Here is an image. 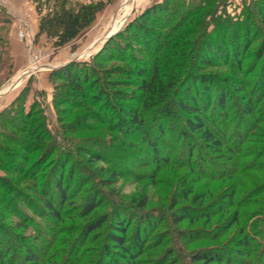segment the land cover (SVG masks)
<instances>
[{
  "label": "rangeland",
  "instance_id": "rangeland-1",
  "mask_svg": "<svg viewBox=\"0 0 264 264\" xmlns=\"http://www.w3.org/2000/svg\"><path fill=\"white\" fill-rule=\"evenodd\" d=\"M185 1L187 3L184 0H67V8L75 11L98 3H102L104 9L74 41L56 47V40L40 35L39 31L42 18L55 11L59 0H0V113L6 108L11 109L10 106L14 108L13 112L7 113L9 116L5 114L0 119V146L23 156L14 164L8 162L7 169L0 168V225L7 232V240L11 238L9 233L18 238L10 242L15 251L6 254L4 264H29L25 262V248L20 242L34 243L36 251L42 256L47 255V260L53 264H64L68 257L72 261L74 254L70 252L81 246L88 226L102 221H106L105 225L91 233L88 244L81 250V255L86 257L84 261L113 264L114 259V262L119 260L127 264L125 258L128 257L110 241V236L115 233L116 214L122 211L131 214L127 219H134L131 231L143 222L141 230L146 235L145 244L149 246L138 264H205L204 261L194 262V257L212 256L213 253L218 257L227 250L239 251L236 241L244 238L240 234L241 225L231 226L235 210L220 203L233 187H236V200L239 201L264 186V172L247 170L252 168L251 164L264 147V0H213L203 11L210 16L211 24L207 30L197 28L199 34H206L205 44L213 45L215 51L210 55L212 61L206 56L209 66H199L198 72H193L194 76L213 82L209 89L213 96L220 94L222 88L221 91L228 95V103L234 102L230 108L238 106L221 112L220 117L214 112L208 117V125L213 124L219 131L223 127L219 124L221 119L230 117L231 129L226 143L234 144L243 136L241 143L236 145L242 148L241 152L236 154L235 150L230 159L207 150L196 136L194 143L199 150L196 170L186 163L182 166L164 164L168 152L177 145L180 131L185 129L186 117L194 114L184 113L178 105L185 96L189 100L199 98L191 93L195 78L179 87L180 95L173 97L171 106L180 121L168 118L162 129L159 121L152 118L155 111H149L151 117L147 118L143 129L129 135L122 134V129L129 127V119H125L123 127H118L119 115L112 114L109 106L100 110L90 102L98 96V90H88V94L93 93L89 100L72 98L64 101L61 97L69 92L73 78L66 75L67 72L73 74L75 67L73 64L69 69H60L70 63L77 64L76 70L86 64L92 65L94 58L106 48V53L116 57L109 58L105 53L107 57L103 55L99 63L95 62L99 78L91 86L96 89L107 86V99L116 93H124L126 100L114 99V104L130 111L136 109L138 103L127 96H139L142 94L137 87L139 82L151 80L152 55L163 39L157 40L163 38V33L173 31L171 27L180 21L183 13L182 3L187 5L191 0ZM3 2H6L4 6ZM147 17L153 38L150 34H141L138 29ZM192 20L194 24L197 21L196 18ZM166 21L170 24L164 28ZM189 23L183 28L194 25ZM117 33L120 34L116 39ZM179 34L176 33L174 38L178 39ZM223 47L226 51L221 50ZM139 50L142 56L137 67L145 70L147 76L128 78L121 75L120 72L128 68L133 71L134 60L140 57ZM235 50L243 54L238 62ZM239 62L243 64L244 74L239 71ZM55 70L58 72L52 74ZM102 78L113 85L108 86L105 81L103 84ZM199 86L196 87L199 94L211 87L208 85L203 89ZM185 91H189L190 96ZM253 93L256 94L255 101H261L256 108L258 118L241 113L240 105H244ZM20 106L27 113L34 111V120L45 125L50 136L43 143L44 148H35L38 142L33 140L32 122L15 114ZM213 113L216 114L214 117ZM6 117L10 118V124L6 123ZM160 129L170 137H161ZM234 132L240 135L235 136ZM5 135L17 140L18 145L23 143V147L9 143V138L3 137ZM215 136L220 141L225 138L223 133H215ZM148 142L151 147H157L156 153ZM186 145L183 144L184 155H180L184 161L188 154ZM50 148L53 156L46 161L49 164L40 173L42 177L35 181L30 173H34L37 162L51 154ZM222 150L221 155L229 153L228 147ZM56 151H67L70 163L64 181L69 204L63 210L62 222L52 221L43 200H53L47 194L45 184L51 179V183H55L58 177L55 164L61 154ZM1 157L5 160L4 155ZM208 158L217 165L210 166L206 162ZM231 162L239 166V172L232 174L234 166ZM259 162L264 164V160ZM225 166L227 170L233 166L231 172L224 171ZM105 182L108 183L106 187ZM92 201L98 202L97 208L85 215L84 209ZM250 201L252 205L240 211L246 216L252 215V220L263 218L264 195L252 196ZM30 202H33L35 212L26 214L25 210L32 206ZM54 202L58 204V201ZM150 217L161 225L148 233L149 226L144 221ZM176 217L180 218L178 223L174 220ZM109 252L112 257L106 255ZM232 261V264H239L238 257Z\"/></svg>",
  "mask_w": 264,
  "mask_h": 264
},
{
  "label": "trees",
  "instance_id": "trees-1",
  "mask_svg": "<svg viewBox=\"0 0 264 264\" xmlns=\"http://www.w3.org/2000/svg\"><path fill=\"white\" fill-rule=\"evenodd\" d=\"M40 0H38L39 2ZM213 0H191L187 5L185 0L182 3V10L183 13L181 14L180 21L175 23V25L171 28H173L170 31H167L165 34H162L163 38H159L157 41L159 43L157 49L154 51L152 55V67H151V80L149 82L141 80L139 82L138 89L142 91V94L139 96H127L132 97L135 102L138 103V107L134 109L133 111L128 110L127 108H124L122 105L114 104V99L116 101H125V94L124 93H116L114 96H112L111 99H107V86H102L98 89H96L93 85V83L96 81L97 77V68L95 67V62L97 61L99 63L100 57L103 55L114 59L116 57L114 54L106 53L105 51L98 54L93 61V64H86L83 66H80L81 68H78L76 70L75 63H70L66 66H63L60 70L69 69L68 67L72 66L75 67V72L68 73L67 77L73 78L72 84L69 89V92L66 95H61L62 99L64 101H70L72 98L75 99H81L82 100H89L90 93L89 92H97L98 90V96L96 98L91 99V103H93L94 106L98 107L100 110H103V108L107 105L110 107V112L114 115H119V121H118V127L125 124L126 120L129 119V127L128 129H122L123 135H129L134 132H140L144 125L147 122V118L151 117L149 116V111H155L154 121H159L160 127L163 129L164 125L167 123L166 120L168 118H178L177 120L180 121V118L178 114L174 113V110L171 106V103L173 102V97L176 95H180V91L178 92L177 89L179 87H184L183 85L187 83L192 78H195V81H193L194 85L191 88V93L195 94L196 96H199V98H195L199 101V103H196V100L193 98H190V100L185 96V99H183V102H179V107L184 113H194L192 116L188 115L185 120V129H182L180 131V135L177 138V145L174 146L167 154L168 157L164 158V164L169 166H182L185 163L192 169L196 170L198 167L196 165V160L198 158V145H195L194 137L199 136L200 140L204 143L207 150L213 151L216 155L223 156L225 159H230V155H232L233 152L236 150V154H238V151L241 152L242 148L237 147L236 145L241 143V139L243 136L236 142V143H226V136L230 134L231 129V120L230 117L221 119L219 124L223 125L222 130L219 131L216 127L212 126L210 127L208 125V117L211 115L212 112L216 113L213 115V117L216 115L220 117L221 112H224L225 110L229 109L233 103H228V95L224 93V91H221L222 88H220V94L214 95L209 91V89L212 88L213 82H207L206 79L203 77L200 78L199 76H194L193 72H198L199 66H202L203 68H206L209 66V62L212 61V58L210 55H212L215 51L214 46L211 44H205L207 42V36L204 32L199 34V31H197V28H201L202 30L208 29L207 26H209L211 23L208 20L209 15L206 14L204 9L209 7L211 5V2ZM169 3V2H168ZM167 3V5H168ZM67 0H59V3L56 4V9L53 13L46 15L42 18L41 24H40V35H46L49 39L56 40L55 46L56 47H63L70 42L74 41L84 30L88 29L96 20L97 15L104 9V5L102 3H98L95 5H88V6H82L79 10H72L67 8ZM204 6V8H203ZM264 17V13H263ZM145 20V22H142V27L138 26V29L140 30L141 34L146 33L147 36L149 34L151 37H154V33L148 29V22L149 17ZM196 18L197 21L194 24V21L192 19ZM190 22V23H189ZM150 23V22H149ZM189 23H193L194 25L189 29H184L185 25ZM151 24V23H150ZM149 24V25H150ZM170 24V22L166 21L165 27ZM150 27V26H149ZM206 27V28H205ZM247 31H250L247 29ZM121 33V32H120ZM120 33H117L115 35V38L117 39ZM179 34V38L175 39L174 36ZM237 37V36H236ZM112 39V38H111ZM202 40V42H201ZM221 50L226 51L225 47ZM106 53V54H105ZM220 53V52H219ZM140 57H136L137 59L134 60V63L136 65H133V71L131 68H128L124 71H121L120 74L127 76L128 78L131 76H140L139 78H144L147 76V72L143 69H140L137 67V63L141 61L142 52L139 50ZM237 62L240 61L242 57V52L236 51L234 52ZM237 54V55H236ZM264 55V53H263ZM106 56V57H107ZM210 59L207 58V57ZM105 57V58H106ZM127 57V56H125ZM103 58V57H102ZM263 58V57H262ZM261 58V59H262ZM239 71L244 74L243 70V64L242 62H239ZM238 63V64H239ZM93 66V67H92ZM84 67V68H83ZM59 70V71H60ZM58 72L57 70L52 71L51 73ZM60 73V72H59ZM106 75H109L110 73H105ZM252 74H250L251 76ZM59 76V75H58ZM110 76V75H109ZM262 77L264 80V66H263V72ZM108 79V78H107ZM104 79L102 78V83L104 84ZM106 82V81H105ZM108 86H111L113 84H109ZM200 85L201 87L206 88V86L209 87L206 91H201L200 94L198 93L197 85ZM264 85V84H263ZM199 86V87H200ZM200 87V88H201ZM94 88V89H92ZM189 91H185V94H188L190 96L191 94ZM100 94V95H99ZM231 97V96H230ZM229 97V98H230ZM263 97V96H261ZM256 94L253 93L252 95H249V98L246 100V103L244 105H240L241 107V113H243L246 116L250 117H256L258 118V111H256V108L258 106V103L261 102L260 100H256ZM258 98V96H257ZM244 99V98H243ZM88 102V101H87ZM74 103V102H73ZM18 104V103H16ZM160 107V105H162ZM17 106V105H15ZM160 107V108H159ZM216 107V109H215ZM11 109L6 108L4 111L0 113V119L3 118V116L6 114V116H9L8 112H13L14 108L10 106ZM219 111H218V109ZM238 106H233V108L230 109H236ZM34 111H31L27 113L23 110V106H20V110H16L15 114L18 116H22L26 120L31 121V126L34 128L33 130L35 133L33 134V140L37 141L38 144H36L35 148H44L43 143L49 139V132L47 131L45 125L41 124L38 120H34ZM133 112V113H132ZM27 114V115H25ZM229 115V114H228ZM128 117V118H126ZM223 117H225V114H223ZM210 119V118H209ZM264 119V117H263ZM6 123L10 124V118L6 117ZM214 121V119H212ZM207 122V123H206ZM218 125V123H216ZM14 125V124H12ZM20 127V126H19ZM131 129V130H130ZM160 129L159 134L163 138L170 137L169 134L166 133V131ZM250 131V129L248 130ZM246 131V132H248ZM69 131H66L68 133ZM245 132V133H246ZM215 133H219L222 135V133L225 135V138L223 141H220L216 138ZM245 133L243 135H245ZM235 134V132H234ZM240 135V133H239ZM238 134H235V136H239ZM0 136H2V133H0ZM4 138L9 140V143L16 144L17 146L23 147V143L18 145V141L14 140L12 137H9L8 135L3 136ZM186 143L187 145V161H184L180 158V155L183 154V144ZM245 144V143H244ZM243 144V145H244ZM148 146L151 147V143L148 142ZM147 146V147H148ZM224 147H228L229 153H222V149ZM156 153L157 147H151ZM51 149V154L49 153L44 160H41L40 162H37L35 165L34 173H30L34 180L36 181L42 177L40 175L41 172L46 170V164H49L48 159L52 157L53 149ZM59 154H61V157H58V162H56L55 166V174L58 175L55 179V183H51L49 181H46L47 188V194H49L53 200L49 198H43L45 203V208L50 214L52 221L55 222H62L64 220L63 210L67 204H69V192L67 191V188L65 186V175L68 173L67 169L69 166V162L67 158H69L67 155V151H56ZM63 153V156H62ZM1 155L5 157V160L2 159ZM23 157V156H22ZM17 152L13 150H9L8 148H2L0 146V168L1 169H7L8 165L7 163H15L16 160L22 158ZM258 158L255 159V161L251 164L250 167L247 170H255L259 172H264V164L260 163L259 160H264V147L257 155ZM65 158V159H64ZM64 159V160H63ZM209 159V158H208ZM206 160V162L209 163L210 166H216L217 162L213 161L212 159ZM258 161V164L256 163ZM233 163L234 169L232 174L239 172V166H237L234 162ZM157 164L160 166L159 162L157 161ZM228 165V164H227ZM45 166V167H44ZM232 166V167H233ZM230 167V166H229ZM232 167L228 170L226 169V166L224 167V171L231 172ZM53 168V167H52ZM36 176V177H35ZM72 183V181L70 180ZM38 184V182H37ZM40 184V183H39ZM103 185L106 187L108 185L107 182L103 183ZM257 192L254 191L253 193H250L246 198L237 201L236 198L238 197V192L236 190V187H233L232 190H230V193L223 198L221 201V205L223 204L225 207H230L231 209L235 210V213L233 215L232 224L233 225H241V231L240 234L244 236L243 239L240 241H236V246L238 245L239 251L234 253L232 250H227L224 254H219L221 256L216 257V255L213 253L212 256H196L194 257V262H201L204 261L205 264H226V263H233V259L238 257L239 264H264V215L263 218H260L259 220H252V215L246 216L245 213H242V209L244 207L251 206L253 202L250 201V198L252 196L256 195H264V186ZM50 197V198H51ZM55 198V199H54ZM55 201H58V204H55ZM32 206H29L28 210H25V213L28 214L30 211L35 212V206L33 205V202H30ZM98 202L92 201L88 207L84 209V214H90L92 211H94L97 207L96 205ZM34 206V207H33ZM220 207V206H219ZM27 211V212H26ZM128 213V214H127ZM127 215L129 212H118L116 214V226H115V233H113L110 237V241L115 243L116 247L119 248L125 258L128 260L127 264H138L140 256H143L147 252L148 244H145V233H142L141 226L143 225V222L140 221V223L136 226V229L134 228L133 231H131L132 226L134 227V219H127ZM186 217H189L185 214ZM130 217V216H129ZM207 217V216H206ZM255 217V216H254ZM253 217V218H254ZM175 222H179L180 218L176 217L174 218ZM106 221H102L96 225L90 224L88 228L86 229L84 240L79 246V248L74 249L73 252H70V254L73 255L72 261H70L71 258H67L66 262L64 264H94L93 260L90 261H84V255H81V250L84 246V244H88V237L93 233L94 231L101 229L105 225ZM134 222V223H133ZM147 225L149 226L148 233L150 230L157 228L161 223L154 221L152 217L149 219L146 218L145 221ZM230 226V227H231ZM4 227L0 225V264H4V262L7 260V256L9 252H13L14 246L11 247L12 243H10L12 240L18 239L15 234H11V238L7 240V232L4 231ZM132 233L131 236H129ZM147 233V234H148ZM143 235V236H142ZM23 247L25 248V262H28L29 264H53L50 260H47V255L42 256L40 253L36 251V245L33 243H22L20 242ZM76 246V245H75ZM10 247V248H9ZM8 250V252H7ZM177 250V249H175ZM107 251V248H106ZM7 252V253H6ZM75 252V253H74ZM217 253H221L220 251H217ZM7 254V256H6ZM182 254V253H180ZM108 257L113 256L111 252L106 254ZM129 255V256H128ZM113 259V258H112ZM124 260V258H123ZM10 264V263H8ZM113 264H122L121 261L116 260Z\"/></svg>",
  "mask_w": 264,
  "mask_h": 264
},
{
  "label": "crops",
  "instance_id": "crops-1",
  "mask_svg": "<svg viewBox=\"0 0 264 264\" xmlns=\"http://www.w3.org/2000/svg\"><path fill=\"white\" fill-rule=\"evenodd\" d=\"M6 1H7V0H6ZM5 3H6V2H3V6L5 5ZM16 18H18V17H15V19H16ZM53 69H54V67H53Z\"/></svg>",
  "mask_w": 264,
  "mask_h": 264
}]
</instances>
